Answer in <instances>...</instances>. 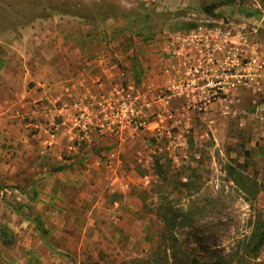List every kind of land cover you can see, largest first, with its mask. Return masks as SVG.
I'll return each instance as SVG.
<instances>
[{
  "label": "rangeland",
  "instance_id": "1",
  "mask_svg": "<svg viewBox=\"0 0 264 264\" xmlns=\"http://www.w3.org/2000/svg\"><path fill=\"white\" fill-rule=\"evenodd\" d=\"M159 3L0 0V230L12 240L0 236V264L142 259L159 242L163 205L191 217L174 232L199 254L229 251L254 214L264 219V0L216 17ZM40 71L57 73L44 98ZM74 78L84 82L67 87ZM74 95L87 129L56 111ZM96 161L127 190L94 180ZM237 164L260 188L252 202L226 174Z\"/></svg>",
  "mask_w": 264,
  "mask_h": 264
},
{
  "label": "trees",
  "instance_id": "2",
  "mask_svg": "<svg viewBox=\"0 0 264 264\" xmlns=\"http://www.w3.org/2000/svg\"><path fill=\"white\" fill-rule=\"evenodd\" d=\"M235 1L214 0L203 6L201 11L210 17H216V9L223 6H231ZM244 15L246 17H254L256 20L260 17L253 10L246 11ZM197 27L194 23H185L180 28L191 31ZM154 167L158 170L157 175H165L162 168L163 165L159 164L158 161H156ZM241 169H243L241 164H237L236 167L228 166L226 174L228 179L239 188L245 201L252 202L256 199L260 188L256 181L244 175ZM61 170V167L56 169V171ZM158 214L162 222V231L159 242L153 251L142 259L122 264H264V257H260L264 247V219L260 213H256L251 217L249 234L237 240L232 249L227 252L219 249H205L201 254L196 253L194 250L185 249L174 232L177 225H187L188 220L191 218L188 214H181L179 210H175L170 205L160 206ZM40 229L45 232L41 227ZM0 236L4 245L12 243V240L9 239L4 231L0 230Z\"/></svg>",
  "mask_w": 264,
  "mask_h": 264
},
{
  "label": "crops",
  "instance_id": "3",
  "mask_svg": "<svg viewBox=\"0 0 264 264\" xmlns=\"http://www.w3.org/2000/svg\"><path fill=\"white\" fill-rule=\"evenodd\" d=\"M159 4H160V9H163L166 8V10H174V9H177V10H185L187 9L188 7L191 6V4H195L197 3L198 5L200 6H205L207 3H210L212 0H156ZM20 72V71H19ZM73 73V72H72ZM23 74V73H22ZM40 74L43 78H41L42 80L40 81V78L37 79L36 83H38V85L40 86V88H44V89H40V98H44V90L46 88L45 84H48L50 85L51 83L53 82H56V86L58 85L57 84V81H56V77H57V73L56 71H40ZM44 74V75H43ZM38 76V75H37ZM73 76V74H72ZM71 77V76H70ZM18 78H21V75L18 77ZM10 79L12 80H16V77L14 75H12L10 73ZM24 80L26 81V84H28V82H30L31 80H34L33 77L30 75V74H24ZM74 81L75 83L73 85H69L70 81H67L66 85L67 87H72V88H75L78 84H82L84 81H80V80H76L75 78L72 80ZM100 82H98L99 84ZM87 85V84H86ZM100 86L102 84H99ZM93 86V85H92ZM64 88V86H62ZM66 87V90H69L67 89ZM92 88V87H91ZM65 90V91H66ZM87 91H91V93H93V89L91 90H88ZM78 94L80 93V91L78 90L77 92ZM86 93V92H85ZM31 94V93H30ZM74 94V93H73ZM77 96L79 95H74L75 97V100H74V104L73 106L71 105H66V108L63 109V108H60L59 110L56 109V111H59L60 114L62 115V117L64 116V114H70L71 115V120H72V124H77V125H82L84 126L85 129H87L88 127H86V123L87 122H90L91 124V120L92 118H89L88 117H85V114H80V115H74L75 112H73L72 110L75 109L77 106L79 107L81 104V100H77ZM80 98V97H79ZM92 98L93 97V94H92ZM58 99V98H57ZM55 100V99H54ZM78 101V102H77ZM91 103L94 104V100H92L91 102L89 101L86 105L91 108ZM87 106H84L86 109H88ZM77 107V108H78ZM54 109V108H53ZM54 110L52 111V114H53ZM81 123V124H80ZM85 135H87L85 133ZM90 140V139H89ZM111 144L113 145L114 144V141L111 142ZM122 151V148H120V146L117 147H113L111 149H109V151L107 152V155L110 156V158H113L115 157L116 155H119L120 152ZM111 161V160H110ZM106 165V166H105ZM92 167L96 170L95 173H96V176H94V180L96 179H100V175L103 177H105V180H108L110 181V185L113 186V187H116L118 185L119 187V190L122 192L124 190H122V186L125 185L123 182H121V180H119L118 176H116L114 174V172H110L109 169H112L111 168V165H107V164H104L103 165V169L105 170L104 173H105V176L102 175L101 171H100V168L102 167V165L99 164V162H94ZM90 171V170H88ZM126 191V190H125Z\"/></svg>",
  "mask_w": 264,
  "mask_h": 264
},
{
  "label": "built area",
  "instance_id": "4",
  "mask_svg": "<svg viewBox=\"0 0 264 264\" xmlns=\"http://www.w3.org/2000/svg\"><path fill=\"white\" fill-rule=\"evenodd\" d=\"M122 190H124V191L127 190V185H123Z\"/></svg>",
  "mask_w": 264,
  "mask_h": 264
}]
</instances>
